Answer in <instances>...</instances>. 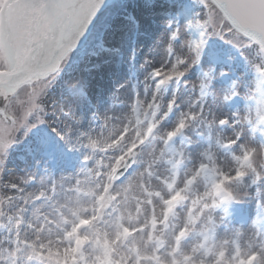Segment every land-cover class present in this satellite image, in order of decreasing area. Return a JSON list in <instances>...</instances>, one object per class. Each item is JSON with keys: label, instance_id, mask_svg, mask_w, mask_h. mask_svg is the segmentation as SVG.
Here are the masks:
<instances>
[{"label": "rangeland", "instance_id": "rangeland-1", "mask_svg": "<svg viewBox=\"0 0 264 264\" xmlns=\"http://www.w3.org/2000/svg\"><path fill=\"white\" fill-rule=\"evenodd\" d=\"M6 1L0 0V11ZM141 1L124 0V4L129 8ZM167 1L177 2H172L174 5L166 10L167 14H161L167 24L163 27L164 41L173 45L175 54L168 58L167 51L163 50L167 61L163 71L170 73L174 67L180 73L189 70L192 92L187 91L182 75H162L161 78L154 73L150 75L153 84L148 91L152 93L154 87L159 92H171L173 97L159 100L142 97V109L136 115L148 116L131 136L137 142L146 143L120 163L119 168L132 158V165L120 180H110L109 174L113 176L117 160L126 153L123 148L101 150L112 139L94 132L91 140L85 139L82 143V153L69 158L71 150L80 144L72 135V124L59 113L48 117L40 105L50 90L62 89L67 100L72 98L70 93H76V83L62 82V79L66 69L75 66L82 55L80 51L68 56L55 73L37 75L36 80L21 85L1 103L0 264H49L30 258L33 243L37 247L41 243L48 244L60 253L69 246L75 247V238L62 234L79 224L74 212L91 221L78 228V235L88 239L75 254L76 264H97L96 257L102 251L97 239L114 240L121 225L132 233L115 241L116 251L111 253V259L120 260L117 254L120 253L127 257L126 264H135L137 251L152 255L161 241L163 244L155 255L164 264H170L175 236L186 224L189 231L180 242L179 252L174 254L176 259L188 254L197 262L215 264L220 251H224L230 261L239 248L238 261L250 249L256 252L264 246V57L236 32L210 0ZM116 4L103 10L86 44L106 33L110 11ZM129 32L126 40L133 34ZM3 52L0 44V54ZM114 59L118 67L124 66L120 55ZM3 69L0 66V71ZM130 70L131 75L138 73L136 67ZM147 74L146 70V79ZM165 79L166 82L161 83ZM69 82L71 89L66 86ZM135 88L140 99L142 89L139 85ZM184 93L190 100L181 104ZM80 100L82 110L84 101ZM155 101L162 102L159 110L151 106ZM172 103H178L179 110L170 112ZM98 104V101L93 102L94 109ZM60 107L67 110L65 103ZM181 119L185 121L184 127L169 139L167 133L176 128ZM84 120L86 125L93 121L90 115ZM156 123L160 124L158 129ZM246 154L247 161L244 160ZM142 161L152 165L155 171L160 170L163 177V185L158 189L159 200L150 198L155 206L154 227L153 217L148 218L147 214L143 219H132L128 215H133L131 196L142 197L141 181L152 178L145 168L136 164L143 166ZM202 164L204 169L200 167ZM7 168L15 171L6 180L22 189L8 190L2 186L1 178ZM240 168L245 175L235 178ZM93 170L104 173L107 182L95 179L94 174L89 173ZM197 171L199 175L185 187ZM137 173H141L140 180ZM222 180L223 191L206 195ZM106 187L108 195L115 198L106 199L101 206L97 197ZM182 189V199L173 205L164 220L167 207L164 201ZM227 192H231L233 198H226ZM232 199L241 212L234 210L238 207ZM156 233L160 236H152ZM43 251L46 255L47 250ZM140 264L155 262L142 259Z\"/></svg>", "mask_w": 264, "mask_h": 264}, {"label": "bare ground", "instance_id": "bare-ground-1", "mask_svg": "<svg viewBox=\"0 0 264 264\" xmlns=\"http://www.w3.org/2000/svg\"><path fill=\"white\" fill-rule=\"evenodd\" d=\"M210 1L214 8H220L213 0ZM172 2L167 0H142L128 8L124 4V0H108L106 8L115 3L117 4L110 11L112 14L106 33L102 37H97L86 44L91 30L104 8L93 16L86 39H80L81 42L78 47L69 50L67 55L62 57L58 67L61 66L68 56H72L79 51L82 54L78 57L72 69H66L64 72L66 73L64 75L65 78L62 79V82L69 80L71 83H76V93H70L72 98L67 100L66 94L62 89L50 90L42 98L40 105L44 108L45 115L48 117L53 118L56 113H59L60 117L66 119L68 124H72V135L80 144H77L71 150L69 158L74 159L82 153V143L85 139L91 140L94 132H97L98 135H105V139H112L110 144L101 148L105 152L118 148H123L127 152L128 148L135 143L137 147L133 152L137 153L140 149L139 147L146 143L142 140L137 142L131 136V132L139 129L148 116V114H143L142 117H137L136 115L142 109L140 103L143 99L142 97L150 96L154 97L155 100L163 99V97L165 99L173 97L171 92H159L154 87H152V93L148 91V87L153 84L150 75L155 70L161 69L163 71L166 67L167 61L163 57V50L167 51L168 58H171L175 54L173 45L164 41L163 27L167 26V24L161 19V14H167L168 11L166 10L170 9L176 1ZM225 17L234 29L245 37V34L239 31L227 16ZM129 31H132L133 34L126 40L125 38L130 33ZM127 46L128 48H126ZM253 46L262 53L260 46L255 44ZM123 49L127 51L124 54L121 52ZM116 55H120L124 66L118 67L114 59ZM133 67L138 69V73L135 75H131L130 69ZM3 70L6 71L5 68ZM146 70L148 71L147 79ZM128 76L130 77L129 79ZM182 76H184V83L188 85L187 91L192 92L191 84L188 81L190 77L189 70H183ZM37 78V74H34L29 77V80L32 82ZM70 82L66 86L71 89L72 84ZM137 85L142 89L140 99L138 98L139 91L135 88ZM9 95L11 93H0V105ZM78 100L84 101V108L82 110L79 109ZM180 100L182 101L181 104H184L190 100V97L184 93ZM94 101H98L99 103L96 109L93 106ZM61 103L66 104L67 110L61 109ZM151 106L159 110L162 107V102L152 104ZM179 108L178 103H172L170 112L177 111ZM87 115H90L93 120L89 125H86L84 120ZM159 127L160 124L156 123L155 128L158 129ZM135 155L140 158L138 154ZM141 163L143 166L136 162L139 168L146 169L152 180L146 177L145 181H141L140 193H142V197L131 196L133 215L130 213L128 215H131L132 219L136 217L143 219L146 214L148 218L154 217L155 206L150 198L156 197L159 200L158 189L163 185V177L160 175L162 172L160 170H158L160 173L155 171L154 167L149 165L148 162L144 163L142 161ZM16 166L21 168L18 165ZM14 171V169L10 170L9 168L3 171L1 183L8 190L22 189V187H16L13 182L6 180L10 173ZM89 173L91 175L94 174L95 179L101 178L105 180V183L107 182V177L104 173L95 170L89 171ZM136 176H138L139 180L141 179V173H137ZM26 186L28 187V185ZM112 205L110 203V208H112ZM67 232L69 231H62V234L66 236ZM129 233L131 234L132 232ZM154 235L160 236L159 233L152 236ZM256 252H260L261 257H264V252H261V249L258 248Z\"/></svg>", "mask_w": 264, "mask_h": 264}, {"label": "snow or ice", "instance_id": "snow-or-ice-1", "mask_svg": "<svg viewBox=\"0 0 264 264\" xmlns=\"http://www.w3.org/2000/svg\"><path fill=\"white\" fill-rule=\"evenodd\" d=\"M12 7L9 13L2 18V23L5 28H11L16 30L15 40L11 47L5 45L4 52L0 54V66H3L8 74H16L17 72L26 70L29 66H38V61L46 56H53L56 59L67 55L68 51L76 44L78 38L83 34L87 25L96 14L100 7L102 0H10ZM58 52V55H57ZM154 75L179 76L182 73L175 71V67L170 73H164L161 69H157ZM165 80H161V83H165ZM185 125L184 119H181L179 125L173 130L167 133L169 139L176 135ZM95 145V142H93ZM137 145L133 143L128 148L127 152L121 156L116 165L113 168V172L119 168L120 163L125 156L131 155ZM244 160H249V156L246 154ZM250 166V165H249ZM201 169L205 168V165L200 166ZM199 175V171L194 172L192 177L186 182L185 187L191 184ZM245 175L243 168L237 169L236 177L239 178ZM112 174H109L111 180ZM228 177H224L227 180ZM224 180L217 182L213 185L212 193L219 194L223 191ZM183 189L173 194L169 199L164 201L167 206L164 210L163 218L167 220L168 215L172 211L173 205L180 199H182ZM115 197L108 195V187L104 192L97 197L98 202L103 206V202L106 199H114ZM226 198H233L231 192L226 193ZM207 207V205H205ZM79 224H74L71 231L66 233L67 238H75V247L69 246L63 250L62 253L55 247H49L48 244L41 243L39 247L35 243L31 245L32 257L37 260L48 261L49 264H76L75 254L80 251L81 245L88 239L87 236L81 237L78 235V228L81 225L91 223L90 220L80 218L76 212ZM95 219V217H93ZM156 218H152L153 227L155 226ZM192 222L190 215L189 224ZM189 227L186 224L175 236L176 245L172 249L173 258L170 264H204L203 260L197 262L190 255H183L182 259H176L175 253L179 252L180 242L183 237L188 233ZM129 229L120 226V231L117 232L115 239L109 241L107 238L100 240L97 239L96 243L101 248V254L96 257L97 264H126L127 257L123 254L120 255V260L111 259V253L116 251L114 244L115 241L120 240L121 237L129 235ZM151 239V237H149ZM159 240V237L156 238ZM163 242L161 241L157 248L154 249L152 255H145L140 251L136 252L137 259L135 264H140L141 260H153L155 264H164L159 256L155 255L158 248L161 247ZM43 250H47L45 255ZM261 252H264V246L261 248ZM240 256L239 248L233 258L229 261L225 258L224 251H220L217 254L215 264H264V258L261 257L260 252L251 251V249L241 257L238 261L236 257Z\"/></svg>", "mask_w": 264, "mask_h": 264}, {"label": "water", "instance_id": "water-1", "mask_svg": "<svg viewBox=\"0 0 264 264\" xmlns=\"http://www.w3.org/2000/svg\"><path fill=\"white\" fill-rule=\"evenodd\" d=\"M107 1L108 0H102L97 12L106 8ZM213 1L219 5L223 13L237 27V29L249 37L248 38L245 35L246 38L252 39H250L252 42L248 39H246V41L260 46L264 53V0ZM11 7L10 0H7L0 11V44H2L3 50L5 49V45L8 47L12 46L16 35L15 29H6L2 23V18L9 13ZM92 19L71 49L78 47L81 42L80 39H86ZM61 59L62 57L56 59L53 56H46L39 59L38 66H29L26 70L17 72L14 75L8 74L6 71H0V93L14 92L21 85L31 82L29 77L34 74L43 77L55 73ZM129 163L130 161L122 168L123 170L118 173V177L123 174Z\"/></svg>", "mask_w": 264, "mask_h": 264}]
</instances>
